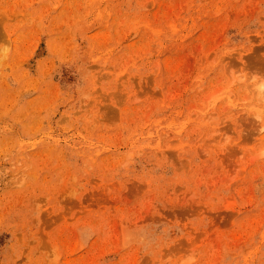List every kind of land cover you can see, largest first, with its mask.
Returning a JSON list of instances; mask_svg holds the SVG:
<instances>
[{
    "label": "rangeland",
    "instance_id": "374dc122",
    "mask_svg": "<svg viewBox=\"0 0 264 264\" xmlns=\"http://www.w3.org/2000/svg\"><path fill=\"white\" fill-rule=\"evenodd\" d=\"M0 264H264V0H0Z\"/></svg>",
    "mask_w": 264,
    "mask_h": 264
}]
</instances>
